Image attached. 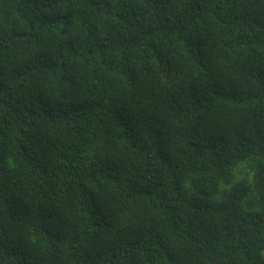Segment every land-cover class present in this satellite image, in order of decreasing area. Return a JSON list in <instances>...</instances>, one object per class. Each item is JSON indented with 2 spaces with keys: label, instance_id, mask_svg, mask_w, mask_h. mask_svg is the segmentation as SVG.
<instances>
[{
  "label": "trees",
  "instance_id": "trees-1",
  "mask_svg": "<svg viewBox=\"0 0 264 264\" xmlns=\"http://www.w3.org/2000/svg\"><path fill=\"white\" fill-rule=\"evenodd\" d=\"M264 0H0V264H264Z\"/></svg>",
  "mask_w": 264,
  "mask_h": 264
},
{
  "label": "rangeland",
  "instance_id": "rangeland-1",
  "mask_svg": "<svg viewBox=\"0 0 264 264\" xmlns=\"http://www.w3.org/2000/svg\"><path fill=\"white\" fill-rule=\"evenodd\" d=\"M262 255H263V257H264V251L262 252Z\"/></svg>",
  "mask_w": 264,
  "mask_h": 264
}]
</instances>
